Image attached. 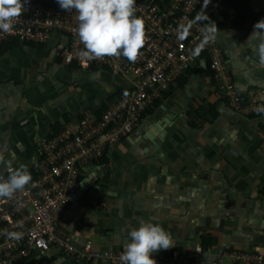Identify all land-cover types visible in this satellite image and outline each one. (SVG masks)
I'll return each instance as SVG.
<instances>
[{
    "label": "crops",
    "instance_id": "crops-1",
    "mask_svg": "<svg viewBox=\"0 0 264 264\" xmlns=\"http://www.w3.org/2000/svg\"><path fill=\"white\" fill-rule=\"evenodd\" d=\"M214 21L238 91L264 100V64L258 37L264 0H246ZM244 12L241 30L228 18ZM61 39V38H60ZM58 35L42 45L21 44L0 54V173L5 166L30 168L44 135L75 122L82 108L99 109L129 81L98 69L66 66L57 57ZM135 129L81 169L83 186L71 199L60 229L79 247L90 239L97 250L122 251L129 226L159 223L174 245L152 253L214 259L224 251L264 252V114L244 116L218 95L202 60L165 95ZM201 248L202 256L196 251ZM25 264L77 262L50 251Z\"/></svg>",
    "mask_w": 264,
    "mask_h": 264
},
{
    "label": "built area",
    "instance_id": "built-area-1",
    "mask_svg": "<svg viewBox=\"0 0 264 264\" xmlns=\"http://www.w3.org/2000/svg\"><path fill=\"white\" fill-rule=\"evenodd\" d=\"M232 1L136 0L135 15L144 21L145 43L133 63L122 55L93 60L81 57L84 45L77 35L79 21L75 10L61 9L57 0H24L26 10L14 22L11 33L0 32V45L9 39L42 45L58 35L64 42L57 57L66 66L98 68L125 78L129 86L107 101L103 110L82 108L75 122L37 141L34 162L28 168L32 183L10 200L0 198V264H25L33 254L50 251L80 263L100 260L122 264V251L97 250L90 239L77 247L72 236L60 229V221L84 184L80 180L81 169L98 162L107 147L129 135L156 102L177 89L181 78L205 57L218 95L227 107L244 116L264 114L257 112L264 106V100H248L238 91L216 39L199 56L191 55V50L203 39L204 24L231 14ZM202 11L207 19L194 24L184 41L178 40L180 25L202 15ZM10 169L16 168L7 165L0 176L7 179ZM7 232H18L21 236L11 239ZM196 252L202 256L201 248ZM155 260L157 264H264V252L229 250L211 261L191 259L185 253L181 257L163 256Z\"/></svg>",
    "mask_w": 264,
    "mask_h": 264
},
{
    "label": "clouds",
    "instance_id": "clouds-1",
    "mask_svg": "<svg viewBox=\"0 0 264 264\" xmlns=\"http://www.w3.org/2000/svg\"><path fill=\"white\" fill-rule=\"evenodd\" d=\"M63 10L77 13V35L84 49L79 55L87 60L99 59L105 56L125 57L129 62H135L140 49L145 43L144 21L135 15L136 0H57ZM208 3V0H207ZM207 3L205 5H207ZM24 0H0V32L11 33L14 22L25 11ZM197 15L186 25L181 24L177 39L184 41L192 26L207 19L205 13ZM203 39L191 50L193 57L199 56L204 47L214 42L218 27L215 23L204 24L201 29ZM258 37L256 52L259 62L264 64V19L256 22L254 31L249 38ZM264 113V106L257 109ZM0 154V163H4ZM7 179L0 176V198L12 199L17 192H22L32 183L33 177L26 166L9 170ZM11 239H18L21 233L7 232ZM129 242L120 255L122 264H157L152 253L168 250L174 245L171 233L159 223L141 219L138 227L129 226L127 233Z\"/></svg>",
    "mask_w": 264,
    "mask_h": 264
},
{
    "label": "trees",
    "instance_id": "trees-1",
    "mask_svg": "<svg viewBox=\"0 0 264 264\" xmlns=\"http://www.w3.org/2000/svg\"><path fill=\"white\" fill-rule=\"evenodd\" d=\"M242 5V7H243V11L246 13L247 11H248V4H247V1L246 0H233L232 1V6H233V8L236 6V5ZM244 12H241L240 14H238V15H233V16H230V17H228L234 24H235V29L236 30H241L242 29V26H243V24H244V22L247 20V18L245 17V14H244ZM21 44H23V43H21V42H19V41H17V40H11V39H9V40H6V41H3L2 43H1V45H0V54H2L5 50H7V49H9V48H11V47H13V46H19V45H21ZM27 45H31V44H27ZM204 56H206V55H204ZM205 60L207 61V59H206V57H205ZM73 66L75 67V68H78V66L77 65H75V64H73ZM80 69V68H79ZM184 77V76H183ZM183 77L181 78V80H180V85H181V81H182V79H183ZM116 91V93L114 92V94H113V96L112 97H114V96H117V95H119V94H121V93H123V91L122 90H115ZM112 97H108L104 102H103V104H102V106L100 107V109H99V111H101V110H103L105 107H106V102L107 101H109V100H111L112 99ZM160 101H157L156 102V104H155V107L157 106V104L159 103ZM64 126H58L55 130H54V132H56V131H58V130H60V129H62ZM49 135V134H48Z\"/></svg>",
    "mask_w": 264,
    "mask_h": 264
},
{
    "label": "rangeland",
    "instance_id": "rangeland-1",
    "mask_svg": "<svg viewBox=\"0 0 264 264\" xmlns=\"http://www.w3.org/2000/svg\"><path fill=\"white\" fill-rule=\"evenodd\" d=\"M61 222H62V221H60V226H61Z\"/></svg>",
    "mask_w": 264,
    "mask_h": 264
}]
</instances>
